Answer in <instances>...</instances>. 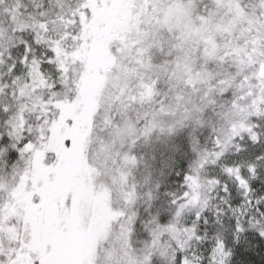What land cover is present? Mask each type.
I'll list each match as a JSON object with an SVG mask.
<instances>
[{
  "label": "snow or ice",
  "instance_id": "snow-or-ice-1",
  "mask_svg": "<svg viewBox=\"0 0 264 264\" xmlns=\"http://www.w3.org/2000/svg\"><path fill=\"white\" fill-rule=\"evenodd\" d=\"M0 264H264V0H0Z\"/></svg>",
  "mask_w": 264,
  "mask_h": 264
}]
</instances>
